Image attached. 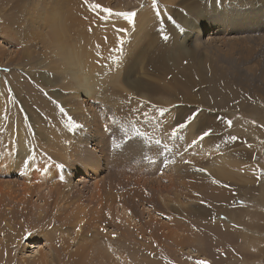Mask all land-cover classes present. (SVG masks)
<instances>
[{
    "label": "rangeland",
    "instance_id": "obj_1",
    "mask_svg": "<svg viewBox=\"0 0 264 264\" xmlns=\"http://www.w3.org/2000/svg\"><path fill=\"white\" fill-rule=\"evenodd\" d=\"M100 1L90 0L102 6L91 10L85 0H0V94L6 101L1 107L4 115H0V124L13 119L12 124L26 127L27 123L26 131L35 127L34 133L43 137L35 141L44 147L50 140L48 135L53 136L51 132L57 129L60 139H68L69 144H63L70 152L59 169L52 165L57 164L53 158L59 160L58 149L53 152L56 157L51 152L52 158L39 160L50 166L54 181H66L67 223L61 220L50 226L49 212L47 224L36 229L35 218L23 223L21 217L2 216L1 253L12 254L10 264H62L64 254L77 248L69 243L76 236V228L69 223L78 216L85 220L87 229L97 205L91 199L96 195L95 185L101 189L112 180L113 194L118 181L123 182L119 183L122 195L133 202L138 198L135 192L144 189L145 202L138 203L139 210L130 207L128 200L116 201L128 212L134 210L139 226L134 227L135 236L128 238L115 229L112 246L119 252L113 254L108 248L102 253L106 258L119 256L123 262L115 259L108 263L106 258L101 261L104 256H90L81 264H196L197 260L209 264H264V0H156V7L152 0ZM103 8H111L112 12H103ZM127 11L137 15L132 28L129 24L126 31L120 32L124 29L121 23L127 20L116 13ZM142 11L150 15H146L145 28L135 35L134 21L142 18ZM56 18L62 20L63 28L58 41L70 51L82 53L86 66L78 63L72 70L55 52L51 23ZM113 52L121 64L118 76L103 84L101 90L95 85L89 90L91 95L84 96L69 74L82 79L92 77L90 71L97 70ZM78 70H83L81 75ZM101 99L106 105L98 104ZM160 109L166 111L161 115ZM190 116L193 119L189 120ZM59 117L66 126L52 128L59 124ZM180 123L186 127L179 128ZM93 125L96 127L91 131ZM72 128L82 149L76 155L87 154L77 157L79 162L75 153L71 154L78 149L70 144ZM173 129H177L175 136L171 135ZM209 129L212 134L199 140ZM94 132L103 136L93 138ZM91 137L96 145L84 149L87 141L83 139ZM194 139L196 144H192ZM121 144L123 150L119 149ZM141 168L150 176L140 173L136 177L133 171ZM19 174L17 170L0 176V188L17 200L26 187ZM134 177L147 182L136 184ZM36 193L33 197L25 193L31 205L37 200ZM79 195L81 200H77ZM51 199L52 209L58 195L53 193ZM41 200L34 205H42ZM162 201L167 205L163 206ZM18 208L22 206H15L14 213ZM24 212L18 213L32 215L31 210ZM62 224L68 232L58 231ZM161 224L165 229L159 230ZM150 225L154 226L151 231ZM190 225H194L192 229H186ZM86 229L81 230L82 234L90 235L91 228ZM170 229L179 231L183 238H193L179 248L159 238L162 243L157 247L147 235L154 231L167 236ZM103 231L106 227L100 225L99 232ZM30 235L38 239L31 241ZM86 238L90 244L91 237ZM99 241L102 246L107 243L103 237Z\"/></svg>",
    "mask_w": 264,
    "mask_h": 264
},
{
    "label": "bare ground",
    "instance_id": "obj_2",
    "mask_svg": "<svg viewBox=\"0 0 264 264\" xmlns=\"http://www.w3.org/2000/svg\"><path fill=\"white\" fill-rule=\"evenodd\" d=\"M96 1L99 2V3H101L100 0H96ZM147 14L150 15L149 14V11H142V14H141V17L142 18L141 19L137 18L134 21L136 24L134 26L135 30L133 29V32L137 30V32L135 33V35L137 33H139L140 31H142L143 28H145V22L148 21V18L146 17ZM117 17H119V16H117ZM112 19L111 18L108 19L107 20L108 23L110 22V20L112 21ZM118 19H120V18H118ZM114 21H115V19H114ZM61 23H62V20L60 18H56L51 23V37L53 38L55 52H58V55H59L60 59L63 61V63L66 66H68L70 69H72V70H76V67H77V64L78 63L86 66L87 65V62L84 60V57H83L82 53L79 54L76 51L75 52H72L69 49L65 48L58 41V38L61 37L62 30H63V28L60 25ZM116 23H118V22H116ZM132 25H131V28H132ZM121 26H123L124 29L128 28L129 27L128 21L122 22L121 23ZM107 27H109V26H107ZM96 49L99 50L98 48H96ZM97 55H98V53H97ZM99 57H101V56H99ZM105 58H106V60H104L102 63H100L99 68L97 70H94L93 72L89 70L92 73V75L94 74L92 77H84L82 79V78L76 77V75L73 74V73L72 74H69V77H70L71 81L73 82L74 87L77 90H79L80 92H82L84 94V96L89 97L91 95V93H90L91 91H89V90H91L92 88H94L95 85H96V88L97 89L102 88L103 84L106 85V82L108 80L111 81L114 77H117L118 76V73H119L118 71L121 68V64H120V60L117 58L116 53L113 52V53H111V55H109V56L107 55ZM99 59H101V58H99ZM198 66L201 67V64L198 63ZM198 66L194 67V69L195 68L197 69ZM201 68H203V67H201ZM59 72L62 73L61 70H59ZM82 72H83V70H78V74L79 75H81ZM99 90H101V89H99ZM143 98H145V97H143ZM3 99H4L3 98V95L0 94V115L3 114V108H1V107L5 106V102H6V101L4 102ZM102 102L105 103L104 99H101V102H98V104H101ZM105 105H106V103H105ZM8 116H11V113ZM2 119H3V117L1 116L0 117V120H2ZM53 120L55 121L54 116H53ZM58 120H59V124L51 125L52 128L53 127H56V126L58 127V125L66 126L65 125L66 124L65 122H64L65 123L64 124L63 122L60 121V120H62L61 117H59ZM12 122H13V119L8 120L7 122H3L5 124H0V126L3 129L2 132L0 131V146L3 149V151L0 152V176L1 175H4L5 172H7V175L8 174L9 175H12L15 172L17 173V170H18L20 172L19 175H21L24 178L23 179V182L25 183V186L26 187L23 188V189H21V192L23 194L21 193L22 194L21 195V199H19V200H17L16 197H11V194L9 192H6L4 188H0V219H1L2 216H8V217H11V218L21 217L22 220H23V223H24V222H26V221H28L30 219L35 218L33 220L38 221V224L36 226H34V228L36 227V229L37 228L39 229V228H43L45 226V223L47 221L46 218L49 217L47 213L50 212L51 219H49L50 220L49 222L47 221L50 224V226H52L53 224H56L57 221L59 222L61 220H62V223L63 224L67 223L64 220L65 219L64 209H65V204L67 203V201L65 200V198L67 197L68 192H69V189H66V181L64 183L61 182V180H55L54 181L52 179V177H51V174H53V172H51L50 166H46L44 163H39V160L42 159V158H44L45 156L51 157L50 156V153L51 152H52V154H53V152L56 153L55 151H56V149H58L59 150V154H58L59 160H57L56 158H53L52 162L54 161L57 164H52V165H53V167L55 166L56 168L59 169L60 168L61 160L62 159H66V158H68V156H70V152L68 154V149H66L67 147L63 144V143L69 144L68 139L67 140H64V139H62V137L60 139V136L58 137V134H57L58 133V130L57 129H54L55 131H52L51 132L53 134V136L51 135L52 137L47 134L48 135L47 138L50 137V140L48 141L46 139L47 140V141H45L46 143L44 142L46 146L44 147L43 146V143H40V145H39L35 141V139H38L39 140L40 138H43L42 135H41V133H39V132L34 133L35 132L34 131V128L35 127L34 128L31 127V132H29V131H26V129H27L26 128L27 127V123H26V127H25L24 125L22 126L20 124H12ZM69 123L70 122H68L67 124H69ZM10 124H12V125L9 128L8 125H10ZM121 126H122V124H121ZM94 127H96V126L93 125L91 127V131L93 130ZM73 129L74 128L70 129V132H72ZM51 133L49 131V134H51ZM71 134H72V136H70V137H71V140L72 141H71L70 144H75V146H77V147L80 146L79 143H78L79 141H78L77 137L74 138L75 132L73 131ZM94 134H96V135L95 136H92L93 138L96 137L97 135H98V137H100V136L102 137L103 136V135H99L98 132L97 133L94 132ZM92 137L90 139L88 138V140L83 139V140H85V143L87 141V143L83 147L84 149L91 148L92 146H94V143L96 145V140L93 139ZM135 140H137V139H135ZM145 140H147V139H145ZM58 143L60 144V149L58 148ZM6 144H8V145H6ZM89 145L91 147H89ZM118 145H116L115 147L117 148ZM136 145L139 146L138 143H136ZM127 146H129V145H127ZM113 148L114 147H111V149H112L111 152H113ZM132 148H133V146H132ZM140 148H142V147H140ZM119 149L120 150H123V144H121V146L119 147ZM137 149H139V148L137 147ZM78 150H82V149H80V147H78V149H75L74 151L71 152V154L75 153L74 156H76L75 157L76 162L81 161L80 159H77L78 156L76 155V152ZM129 150H131V149L129 148ZM109 151H110V149H109ZM141 151H143V150H141ZM85 155H87V154H85ZM85 155H83V153H82V155H80V157L85 156ZM117 155H120V154H117ZM54 156H55V154H53V157ZM115 156H116V154H115ZM80 157H78V158H80ZM85 158L88 159V157H85ZM92 160H93V162H95L93 157H92ZM70 166H74V164L73 165L71 164ZM45 168H47V169L44 171ZM144 168H145V166H144ZM144 168H141L142 171H137V172L136 171H133L134 174H135V176L137 177V174H140V173H142L143 175L150 176V175H148L147 170L144 169ZM11 170H13V171H11ZM42 171L43 172H48V174L45 175L44 173H42ZM64 174H63V177L62 178H65L68 181L69 179H68L67 175H64ZM136 177H134L135 180H136ZM48 178L50 179V181H48ZM118 182L121 183V185L124 184L123 182H120V181H118ZM137 182H143L144 183V182H147V181L142 179V180H136V184H138ZM119 183L117 184V186H119V187H118L117 192L115 194H113V191H115V190H114V185H113L112 180L109 181L107 184H105L101 189L99 188V186L97 188V185H95V187H94V189H95L94 190V194H96V195H94L93 197H91V199L93 198L92 199L93 202L95 204H97V205L95 206L94 211L89 216L90 217V220L88 221L89 222V225L87 224V229H86V225L83 224L85 220L83 218L78 217V216H75V218H74L75 219V222L74 223H69L71 226H73L74 228H76V236L74 237V239L72 240V242H69V243H74L77 246V248L72 253H70V254H64L65 255L64 256L65 258L63 259L62 264H69V261H71L73 264H81L80 262H84L85 260H87V258L90 259V256H94L95 259H100L102 256H104L102 253L105 252V251H107L108 248H111V253H113V254L115 252H119L118 249L116 251L115 250V247L112 246V243L115 240V237L114 236H116L115 229L116 230H120V233H126V235H124V237H126V238L135 236V230L136 229H134V227L139 226L138 225L139 223L136 220V217H134V215H133L134 214L133 213L134 210L131 209L133 211L130 213V212H128L126 210V207L120 206L119 203H118L119 204L118 205L116 203V201H118V200H124V202H125L126 200H128V202L130 201V204L128 203L130 205V207L135 208V209H138L137 208L138 203L140 201H143V203L145 202V200H144L145 195H143V193H142V191H144V189L143 188H139V190H137V193L135 192V194L138 196V198H136V201L133 202L128 196L124 197V195H122V191L123 190H122V186ZM126 183H128V182H125V185H126ZM37 190H38V192L36 193ZM101 191L103 192L102 195H101ZM27 192H28V194H29L30 197L34 193H36L37 200H35V201L38 202V203H40L42 201L41 199L43 198L44 200H43L42 205L35 206L34 204L36 202H33L32 203L33 205H31V203L28 200H26L25 193H27ZM130 192H129V194H130ZM159 192L160 193H158L159 194L158 196H160L159 198H161V196H162L161 195V191H159ZM53 193H56V195H58V199L59 200L58 201H55V203L53 204V208L51 209L50 208L51 207V202H53L52 199H51V196H52ZM116 194L119 195V196H117ZM104 196H105L106 199L103 198ZM77 197H78L77 200H81L80 195L77 196ZM104 199H105V201H103ZM161 200H163V199H161ZM60 202L62 204L59 206L58 204ZM101 202H104L103 207H99V203H101ZM163 202L164 201H162V205L163 206L167 205V204H165ZM15 206H22V208H20V209L18 208L17 209V211L18 212H21V213H25L24 211H26V210H31V212H29V213H31L32 215H30L29 213H26V214H29V215L24 217V215L19 214L18 212H15L14 213ZM139 206H142L143 207V211H145V210L147 212L149 211L148 210L149 208L144 207V205H139ZM6 207H9L10 210H6L5 209ZM195 209H198V207L195 208ZM32 211L35 212V214H33ZM103 212H104V214H103ZM155 220L157 221L156 218H155ZM16 221L17 220H15V222ZM149 223H152V220H149ZM63 224L60 226V228H58V231L59 232H64V230H66V232H68L69 229L68 228L67 229H64V225ZM21 225H22V222H21ZM100 225H105L106 231L99 232V226ZM152 225H156L155 222L152 223ZM163 225L164 224H161L160 225L159 230L165 229V227ZM193 226L194 225H192V227ZM153 227L154 226H151L150 225V231L153 229ZM192 227H191V225L190 226H186V229L187 228H189V229L191 228L192 229ZM89 228H91V229L89 230ZM177 228H179V230L182 229V227H177ZM55 229H56V227H55ZM82 229H86L87 231L89 230V232H91V234L90 235L89 234H85V233L82 234V231H81ZM102 229H103V227H102ZM94 230H95V232H94ZM130 230L131 231H134V233H132V235H130ZM176 230H178V229H176ZM55 231H57V230H55ZM164 233H160L159 234V233H154V231H152V232H148L147 235H149V237L151 239V242L154 245H156L157 247L160 245V243H162V242H160L159 238L161 240L165 238V239H167L169 241H172L175 244V246L178 247V248H179V246L185 247L184 246L185 245V242L186 241H191V239L193 238V237L183 238L179 234V231L176 232L173 229H170V230L166 231L167 236H165ZM89 236L91 237V243L90 244H88L87 241H86V240H88V238H86V237H89ZM192 236H193V234H192ZM102 237L107 242V243H105L103 245L104 247L102 246L103 243H101L99 241V239L102 238ZM36 238L38 239V237H36V236H32L31 237V235L29 237V239H31V241H34ZM11 240H13V239H11ZM6 244H11V242L10 241L8 242L6 240ZM163 244H166V243H163ZM105 246H107V248ZM56 250H57V248H56ZM11 256H12V254H9L8 252H6V253L3 254L0 251V259H1L0 261L1 262L3 261L4 263L10 264L9 261H12V260H10V257ZM105 258L106 257L104 256V258H102L101 261L104 260ZM118 258H114V257L113 258H110V257H108V258H106V261L108 263H110L111 261H114L115 259L116 260H119V261H122L119 256H118ZM127 263H129V262H127ZM31 264H36V263H33L32 262Z\"/></svg>",
    "mask_w": 264,
    "mask_h": 264
},
{
    "label": "snow or ice",
    "instance_id": "obj_3",
    "mask_svg": "<svg viewBox=\"0 0 264 264\" xmlns=\"http://www.w3.org/2000/svg\"><path fill=\"white\" fill-rule=\"evenodd\" d=\"M85 3L88 5V7L91 9V10H97V9H101V5L99 3H92L90 2V0H85ZM152 4H153V7H156L157 4H156V0H152ZM103 12H107V13H111L112 12V9L111 8H103ZM117 16H122L125 20L128 21L129 24H132L133 23V19L134 17L137 15L134 11H127V12H119V13H116ZM120 32H124L126 31V29H119ZM165 39H167V37H165ZM122 43V41H121ZM61 111H63V109H61ZM166 111V109H160L159 112L160 114L162 115L164 112ZM195 114H193L194 116ZM193 116H190L188 117L189 120L193 119ZM231 121H228V124L231 125ZM179 128H185L186 127V124L185 123H180ZM176 131L177 129H173L172 132H171V135L172 136H175L176 135ZM210 134H212V130L209 129L208 131H204L202 133V135L198 138L199 140H203L205 137H208ZM231 139L235 140L236 137H231ZM157 143H159V141H157ZM197 143V140L194 139L192 141V144H196ZM191 146V145H189ZM218 147V146H217ZM187 163V161H185ZM200 171H204V169H200ZM196 264H209V262L207 260H197L196 261Z\"/></svg>",
    "mask_w": 264,
    "mask_h": 264
}]
</instances>
